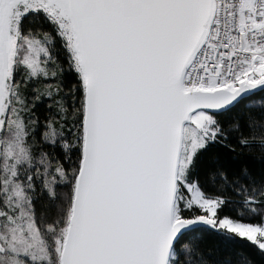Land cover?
<instances>
[{
    "label": "snow or ice",
    "instance_id": "obj_1",
    "mask_svg": "<svg viewBox=\"0 0 264 264\" xmlns=\"http://www.w3.org/2000/svg\"><path fill=\"white\" fill-rule=\"evenodd\" d=\"M0 264H264V0H0Z\"/></svg>",
    "mask_w": 264,
    "mask_h": 264
}]
</instances>
